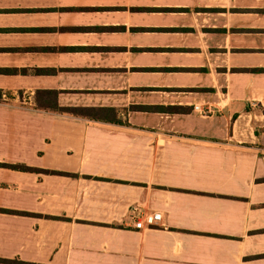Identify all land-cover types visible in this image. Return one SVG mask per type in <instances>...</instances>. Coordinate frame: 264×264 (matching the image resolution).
Masks as SVG:
<instances>
[{"label": "crops", "instance_id": "0c3cea01", "mask_svg": "<svg viewBox=\"0 0 264 264\" xmlns=\"http://www.w3.org/2000/svg\"><path fill=\"white\" fill-rule=\"evenodd\" d=\"M0 259L264 264V0H0Z\"/></svg>", "mask_w": 264, "mask_h": 264}, {"label": "trees", "instance_id": "16d2710c", "mask_svg": "<svg viewBox=\"0 0 264 264\" xmlns=\"http://www.w3.org/2000/svg\"><path fill=\"white\" fill-rule=\"evenodd\" d=\"M35 103L38 108L45 109V110H52V111H67V112H74L76 114L82 115V116H88V117H94L99 119L101 118H109L107 115L104 116H98V111L100 110H106V108L99 109V108H74V107H63L60 106L57 100V92L54 90H48V89H41L38 90L35 97ZM98 110V111H97ZM109 110V109H107ZM95 111V112H93ZM7 166H11L13 168H17L20 170L25 171H45L36 167H31L27 165H13V164H5ZM0 261L4 262H22L18 260H7V259H0Z\"/></svg>", "mask_w": 264, "mask_h": 264}, {"label": "built area", "instance_id": "2783aa9c", "mask_svg": "<svg viewBox=\"0 0 264 264\" xmlns=\"http://www.w3.org/2000/svg\"><path fill=\"white\" fill-rule=\"evenodd\" d=\"M194 108L196 110H200L202 113L205 111L202 107V105L195 103ZM161 218V213L159 212H152V213H143L139 216V218L135 222V226L137 228H145L146 227V221L148 220H157Z\"/></svg>", "mask_w": 264, "mask_h": 264}, {"label": "rangeland", "instance_id": "374dc122", "mask_svg": "<svg viewBox=\"0 0 264 264\" xmlns=\"http://www.w3.org/2000/svg\"><path fill=\"white\" fill-rule=\"evenodd\" d=\"M19 101H21V100H19Z\"/></svg>", "mask_w": 264, "mask_h": 264}]
</instances>
